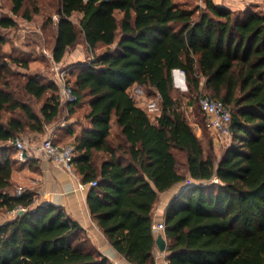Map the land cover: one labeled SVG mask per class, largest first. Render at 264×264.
Listing matches in <instances>:
<instances>
[{
    "label": "trees",
    "instance_id": "1",
    "mask_svg": "<svg viewBox=\"0 0 264 264\" xmlns=\"http://www.w3.org/2000/svg\"><path fill=\"white\" fill-rule=\"evenodd\" d=\"M11 2L12 13L23 11L28 21L40 13L36 3L30 9L26 0ZM59 6L54 61L62 62L80 38L93 54L65 68L77 97L69 116L86 109L88 123L70 144L83 182H97L88 205L111 245L132 264H155L154 210L161 193L182 185L165 217L169 264H264V14L214 0L194 7L187 0H60ZM75 13L82 15L79 26ZM16 24L0 16V211L24 210L0 224V264H112L65 208L35 204L31 190L15 192L14 140L44 135L54 123L59 128L64 109L56 79L38 74L26 75L22 89L45 98L40 113L16 97L13 65L27 68L28 60L7 54L2 33ZM176 70L190 94L206 91L231 112L233 141L218 163L174 96ZM135 84L151 98L161 96L156 120L129 93ZM5 112L12 113L6 120ZM59 137L51 138L64 145ZM177 153L186 157V173Z\"/></svg>",
    "mask_w": 264,
    "mask_h": 264
},
{
    "label": "rangeland",
    "instance_id": "2",
    "mask_svg": "<svg viewBox=\"0 0 264 264\" xmlns=\"http://www.w3.org/2000/svg\"><path fill=\"white\" fill-rule=\"evenodd\" d=\"M190 2L191 6H203L204 0H187ZM223 2L226 7L232 9L233 11H254L264 14V0H216ZM37 4L40 9L39 14H33L32 20L28 21L23 18L21 13L16 16L12 13V2L11 0H0V16H11L15 18L17 24L6 30H2L3 35L8 40L5 45L4 50L7 54L15 57H22L28 60V67L24 68L19 65H13L14 71L18 76H12V88L16 90V97L19 100L29 102L33 109L40 113V109L44 103V99L36 100L28 97L23 89L22 84L25 82L26 75H40L46 82L56 79L57 68L63 69L67 66L77 63L89 61L93 54L87 48L86 43L82 38H80L78 44L72 48H69L63 61L60 63L53 62V49L55 45V37L57 33V23L59 18L58 9L60 0H26V7L32 9L33 4ZM82 15L80 13H75L71 20L79 26L80 19ZM103 49L99 48L98 52ZM31 63V64H30ZM179 78V77H178ZM181 78V77H180ZM180 80V81H179ZM201 92L207 93L206 91H201L198 93L190 94L186 81L183 82L182 79H178L176 85V90L174 92L175 98L180 100L182 110L188 122L191 124L193 129L198 133L201 140L205 144L206 153H212L215 156L216 163L220 161L225 153L226 149L232 144L231 139L227 140L223 144H219L215 141L214 137L211 135L205 127V120L202 115L199 95ZM193 96V97H191ZM65 104V102H63ZM86 109H82L78 112V120H83V116ZM12 113L5 112V120L10 117ZM15 115L19 116L18 112ZM22 115V114H21ZM61 123L68 119L67 110L63 109L61 115ZM59 124V123H58ZM53 125V124H52ZM54 125H56L54 123ZM50 129V126H48ZM48 132V131H47ZM18 138L27 142L41 143L50 138L49 134L41 135L39 138H34L32 135L34 133L23 134ZM114 142H119V140L113 136ZM178 165L181 172L186 173V157L184 153H177ZM22 188V187H20ZM17 192V188H15ZM176 191V188L175 190ZM173 191H171V196ZM172 200V198H171ZM14 215L12 212L6 210L0 211V224L9 220Z\"/></svg>",
    "mask_w": 264,
    "mask_h": 264
},
{
    "label": "crops",
    "instance_id": "3",
    "mask_svg": "<svg viewBox=\"0 0 264 264\" xmlns=\"http://www.w3.org/2000/svg\"><path fill=\"white\" fill-rule=\"evenodd\" d=\"M214 1L219 5L225 6L223 2ZM53 62L56 63L54 59ZM173 77L175 87L178 83V79H182L183 82L186 81L185 75L181 74L180 70L174 71ZM134 86L141 87L137 84L132 87ZM132 87L129 89V93ZM157 95L158 94L155 96ZM61 101L63 108L67 110L68 119L64 120L59 128L58 125H49L50 129L47 127L48 132L46 133L49 134L50 137H59V135L63 133L65 126H72V134H66L62 139L61 136L59 137V143L70 144L82 130V124H85L86 126L88 123L84 121V116L83 120H78L77 114L79 111L69 116L70 113L68 104L63 103L64 101L62 100V97ZM113 127L114 131H118V128L116 129L115 122H113ZM41 135L42 134L34 133L32 136L34 138H39ZM28 143L32 146L38 144L36 142ZM12 179L15 183L17 191L20 187H22L35 193V204L51 203L65 208L67 213L82 225L94 245L109 259L112 264H132L113 245H111L104 232L93 219L88 205V193L92 188V185L88 184L84 190L80 189L79 185L81 183H85L82 180V176L75 169V166L73 172H69L57 165L55 162L46 158L45 155L37 151H33V158L31 160L27 163L22 164L20 162L17 164L13 172ZM184 187L185 186L179 185L160 194L159 202L154 210V224L165 221L166 212L171 198L177 195L182 189H184ZM175 188L176 191H174ZM171 191H173L172 196ZM155 232L157 238L161 232ZM161 234H163L166 239L164 232ZM153 254L155 264H169L167 260V251H159L156 245Z\"/></svg>",
    "mask_w": 264,
    "mask_h": 264
},
{
    "label": "built area",
    "instance_id": "4",
    "mask_svg": "<svg viewBox=\"0 0 264 264\" xmlns=\"http://www.w3.org/2000/svg\"><path fill=\"white\" fill-rule=\"evenodd\" d=\"M89 0H84L88 2ZM56 19L59 18L56 17ZM184 75L183 71H180ZM68 71L63 68H57L56 81L60 86V92L62 100L67 104H72L76 102L77 97L73 93L72 87L67 83ZM131 96L136 101L137 106L144 109L150 114V116L156 120L161 116V102L162 98L158 94L155 97H149L144 88L134 86L130 91ZM199 104L202 112L206 118V127L210 131L211 135L214 137L215 141L219 144L225 143L227 140L231 139L232 131L230 130L232 115L230 110L225 106V104L219 100L213 99L207 93L201 92L199 95ZM17 149L16 159L21 163H27L33 158V151H37L49 160L55 162L57 165L61 166L69 172L74 170V157H75V147L71 144L56 145L54 144L52 138L36 144L35 146L30 145L27 141L20 138H16L13 142ZM92 186H96L97 182L89 183ZM188 185L195 184L193 180L187 181ZM88 184L81 183L79 185L80 189L84 190ZM24 188H19L17 193L20 194ZM24 209H17L12 211L15 216L17 212L23 211ZM154 230L157 232H164L165 221L158 222L153 226Z\"/></svg>",
    "mask_w": 264,
    "mask_h": 264
},
{
    "label": "water",
    "instance_id": "5",
    "mask_svg": "<svg viewBox=\"0 0 264 264\" xmlns=\"http://www.w3.org/2000/svg\"><path fill=\"white\" fill-rule=\"evenodd\" d=\"M233 128H234L233 125H231L230 130L233 131ZM20 213H22V211ZM156 245L159 251L161 252L167 251V241L165 237L163 236V234L160 233L158 237L156 238Z\"/></svg>",
    "mask_w": 264,
    "mask_h": 264
}]
</instances>
